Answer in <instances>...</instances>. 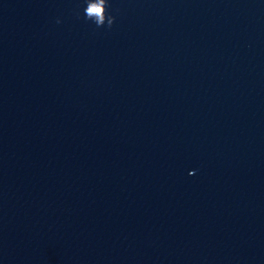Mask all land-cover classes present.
<instances>
[{
	"label": "water",
	"instance_id": "water-1",
	"mask_svg": "<svg viewBox=\"0 0 264 264\" xmlns=\"http://www.w3.org/2000/svg\"><path fill=\"white\" fill-rule=\"evenodd\" d=\"M87 2L0 0V264H264V0Z\"/></svg>",
	"mask_w": 264,
	"mask_h": 264
},
{
	"label": "clouds",
	"instance_id": "clouds-1",
	"mask_svg": "<svg viewBox=\"0 0 264 264\" xmlns=\"http://www.w3.org/2000/svg\"><path fill=\"white\" fill-rule=\"evenodd\" d=\"M105 7V0H90V2L86 3V7L84 9L86 19L94 22L97 27H103L107 24L110 28L114 23L115 17L108 13L106 18Z\"/></svg>",
	"mask_w": 264,
	"mask_h": 264
}]
</instances>
